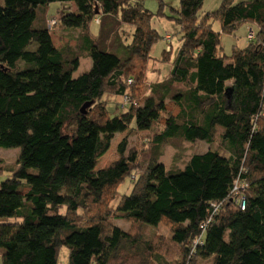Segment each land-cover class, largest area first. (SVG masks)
<instances>
[{
  "label": "trees",
  "instance_id": "trees-1",
  "mask_svg": "<svg viewBox=\"0 0 264 264\" xmlns=\"http://www.w3.org/2000/svg\"><path fill=\"white\" fill-rule=\"evenodd\" d=\"M203 1L167 7L180 29L173 52L143 0H3L0 149L16 155L0 157L1 264H56L62 247L68 264H264V0L200 15ZM54 3L64 7L50 17ZM243 24L256 27L252 39L225 55L221 35ZM159 39L170 68L147 82ZM105 95L126 98L125 111L110 113ZM140 132L151 149L143 172L141 141L127 152ZM122 133L119 158L98 169ZM171 141L208 147L166 167ZM235 181L246 185L243 210ZM161 224L169 236L154 232Z\"/></svg>",
  "mask_w": 264,
  "mask_h": 264
},
{
  "label": "rangeland",
  "instance_id": "rangeland-1",
  "mask_svg": "<svg viewBox=\"0 0 264 264\" xmlns=\"http://www.w3.org/2000/svg\"><path fill=\"white\" fill-rule=\"evenodd\" d=\"M160 0H143L144 8L149 10L154 14V16L151 18L152 27L158 31V33L162 36H164L166 33L171 36L169 40L172 42L173 52L177 51L179 47V41L177 38L178 33H180V29L176 22L174 20L169 19L167 16L168 11L167 7H178L180 0H161L162 3L165 5L164 7V13L163 15H157L158 9L160 8ZM223 0H204L202 7L199 11L200 15H204L209 12H213L217 10V8L220 6ZM239 1V0H237ZM3 3V0H0V4ZM63 3H54L51 4L47 8V15H50L52 17L54 14H56L57 9L63 8ZM53 20H58L56 18H53ZM217 25L214 24V27ZM128 27V26H124ZM130 29V27H128ZM255 30L256 27L253 24H243L238 27V29L232 33V34H222L221 35V52L225 55L229 56L232 53L233 48H242L246 46L248 43L247 34L250 29ZM92 29H95L92 26ZM216 29H218L216 27ZM249 29V30H248ZM58 30V27L55 26L51 31ZM251 33V32H250ZM123 35V33H122ZM130 35H132V32H130ZM127 36L126 42H129L131 37ZM122 39V38H120ZM255 39V38H253ZM52 41L55 46L62 47L66 45V41L62 38H58L53 34ZM167 43V42H166ZM71 44V43H70ZM73 45V44H72ZM72 45L69 46V48H73ZM169 49V48H168ZM168 49L165 47V42L163 39H159L155 44L152 45L150 50V56L151 59L148 61L145 67V71L147 73L146 81L149 82L151 79H156L157 81H161L165 78L170 65L166 63V61L159 62L158 60L161 59L163 55V51H168ZM165 51V52H166ZM139 60L135 59L133 60V64L138 69L140 67ZM91 61L90 59L83 60L77 70L72 74L73 77H76L90 69ZM144 92V90L142 89ZM102 101L106 103V108L110 113L122 112L125 111L124 107H121V103L124 102V100L121 99V96L116 95H105L102 98ZM230 95L228 97V102H230ZM128 101L126 102V104ZM91 115H95L94 112H90ZM147 136V132H140L137 137H129V135H126L125 133L117 134L115 138L112 140V143L107 151V153L99 159L97 168H104L107 167L112 162L116 161L119 158V154L117 151L118 144L124 139L127 138V152L130 151L132 148H135L139 151L138 147L141 145L142 152L139 153L138 162H140L143 166L140 167L141 172L145 170V164L148 162L149 155L151 153L150 145L145 142L144 140H148L147 138H144ZM149 137V135H148ZM141 141V144L139 145ZM208 145L203 143H184V142H176L171 141L167 142L161 147L162 156L161 159L164 162L166 167H171L174 163L180 164L181 162H184L187 158V156L195 151H203L206 150ZM16 155V150H2L0 149V157L3 158L2 160H5V163H9V160H13ZM179 157L177 161H175V157ZM7 161V162H6ZM6 172H0V181L4 178H6ZM119 193L121 194H129L131 191V184L129 183V178H126L124 183L121 184L119 187ZM156 233L162 234L165 237L170 235L169 229L164 227V224H161L157 229H155ZM67 249L65 247H62L59 250L57 263L56 264H68V258H67ZM1 264V263H0Z\"/></svg>",
  "mask_w": 264,
  "mask_h": 264
},
{
  "label": "built area",
  "instance_id": "built-area-1",
  "mask_svg": "<svg viewBox=\"0 0 264 264\" xmlns=\"http://www.w3.org/2000/svg\"><path fill=\"white\" fill-rule=\"evenodd\" d=\"M250 32H249V36H248L250 38H248V39H252V37H253V35H252L253 31L251 29H250ZM165 38L167 40H169V36L168 35ZM124 101H126V98H124ZM126 102H124V103H126ZM245 187H246V185L244 186L243 184L239 183L238 181H235V184H234L233 189H232V194L234 195L236 200L239 201V208L241 210H243L244 207H245V198H244V195L242 193V191H244Z\"/></svg>",
  "mask_w": 264,
  "mask_h": 264
},
{
  "label": "water",
  "instance_id": "water-1",
  "mask_svg": "<svg viewBox=\"0 0 264 264\" xmlns=\"http://www.w3.org/2000/svg\"><path fill=\"white\" fill-rule=\"evenodd\" d=\"M233 92V89L231 87H227L225 89V96L229 97V95ZM228 93V95H227ZM91 103H86L85 105L82 106L81 108V113L85 114V109L90 105Z\"/></svg>",
  "mask_w": 264,
  "mask_h": 264
},
{
  "label": "clouds",
  "instance_id": "clouds-1",
  "mask_svg": "<svg viewBox=\"0 0 264 264\" xmlns=\"http://www.w3.org/2000/svg\"><path fill=\"white\" fill-rule=\"evenodd\" d=\"M167 35L169 36V39H170L171 36H170L169 34H165V37H166ZM165 37H164V40H165V41H168ZM167 49H168V48H167Z\"/></svg>",
  "mask_w": 264,
  "mask_h": 264
},
{
  "label": "crops",
  "instance_id": "crops-1",
  "mask_svg": "<svg viewBox=\"0 0 264 264\" xmlns=\"http://www.w3.org/2000/svg\"><path fill=\"white\" fill-rule=\"evenodd\" d=\"M167 34V33H166ZM164 41V40H163Z\"/></svg>",
  "mask_w": 264,
  "mask_h": 264
}]
</instances>
